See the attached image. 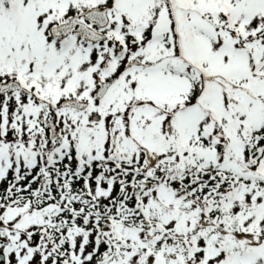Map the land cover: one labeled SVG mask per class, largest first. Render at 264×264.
I'll list each match as a JSON object with an SVG mask.
<instances>
[{"label":"snow or ice","instance_id":"snow-or-ice-1","mask_svg":"<svg viewBox=\"0 0 264 264\" xmlns=\"http://www.w3.org/2000/svg\"><path fill=\"white\" fill-rule=\"evenodd\" d=\"M0 264H264V0H0Z\"/></svg>","mask_w":264,"mask_h":264}]
</instances>
